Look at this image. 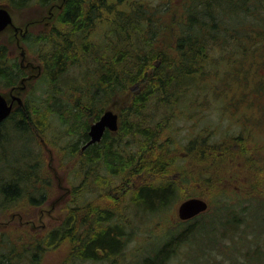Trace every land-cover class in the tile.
<instances>
[{
	"label": "trees",
	"instance_id": "obj_1",
	"mask_svg": "<svg viewBox=\"0 0 264 264\" xmlns=\"http://www.w3.org/2000/svg\"><path fill=\"white\" fill-rule=\"evenodd\" d=\"M62 1L47 29L23 38L42 63L35 85L42 90L0 122V217L18 213L29 218V210L56 193L44 143L56 151L61 165H70L77 182L70 183L67 213L57 227L27 239L0 232V264H39L58 245L67 250L60 264H121L133 213L147 212L150 223L155 213L167 210L179 193L173 174L181 169L210 191L215 181L228 184L230 174L242 169L252 185L248 195L262 197L263 164L233 149L227 137L209 146L189 140L196 173L181 165V144L170 137L175 131L170 119L217 102L228 78L236 83L253 79L249 89L234 87L238 99L226 95L219 109L231 107L232 115L236 103L249 106L264 98V0ZM0 2L17 9L51 6L55 0ZM23 76L0 46L1 89L15 86ZM250 93L254 97L245 98ZM116 99L125 104L117 131L106 130L99 142L82 149L92 121ZM223 208L196 221L202 212L175 232L169 220L163 222L160 230L168 233L156 228L145 247L149 252L134 263L167 264L182 244L208 237L216 241L217 232L226 235Z\"/></svg>",
	"mask_w": 264,
	"mask_h": 264
},
{
	"label": "rangeland",
	"instance_id": "obj_2",
	"mask_svg": "<svg viewBox=\"0 0 264 264\" xmlns=\"http://www.w3.org/2000/svg\"><path fill=\"white\" fill-rule=\"evenodd\" d=\"M178 2L180 0H177ZM62 0H55L53 3V8L51 6H37L31 5L24 8H14L6 3L0 2V6L6 7L11 14L13 24L23 31L27 28L28 33H37L44 31L54 20L58 8L56 5H61ZM51 8V9H50ZM51 10V14H49ZM25 43L21 39L20 34L16 35L15 31L11 26L4 28L0 31V46L6 48L7 55L10 58H13L17 61L24 72V78H26L23 83L25 84L24 88H21V80L17 84L8 89H1V94L7 99L8 102L11 101V96H19L22 101L26 98H31L33 93L40 94L42 86L39 88L36 87V82L38 76L41 72L42 63L39 60L36 54L30 53L29 50L25 47ZM21 47L25 50V56L20 55ZM260 56H256L255 66L258 64ZM253 79V78H252ZM251 78H238L237 83L232 78L226 80L227 87L222 92V97L219 100L214 99L211 105L209 101L205 105L203 111H194L191 114H186L181 117L170 119L171 126H174L175 131L170 134V137L176 141H179L181 145L178 146L179 153L183 156L181 159V165L189 166L192 172L196 173L197 166L195 164V159L192 160L193 156H189L190 150L188 148V141L192 140L194 142L204 141V144L207 146L216 144L221 145L229 138L234 136L237 138V126L236 122L232 120L231 107L229 111L222 110L218 108V103L226 102V95H231L233 100L238 99V92L235 91L234 87L248 88L252 84ZM249 89V88H248ZM237 90V89H236ZM224 95V96H223ZM254 97L252 93L248 94L247 99ZM230 99V100H231ZM254 102V103H253ZM257 105H256V104ZM18 104L14 102V107ZM125 105L117 99L115 102L111 103L106 109H112L119 116L121 107ZM248 104L245 102H238L235 104L237 110L235 114L238 115L242 111L240 110L242 106L254 107L256 105L257 110L254 114L261 119L259 126L255 123L254 120L244 122L246 125H250L254 129V137L251 139L250 143H264V98L261 96L258 99H253L252 102ZM210 106V107H209ZM208 108V109H207ZM255 115V116H256ZM255 119V118H254ZM94 122V121H92ZM114 133V132H112ZM227 137V138H226ZM235 140V138H233ZM43 141V140H42ZM228 142V141H226ZM44 143V142H43ZM44 147L47 151V161L52 171V174L56 181V193H53L51 198H49L46 203L37 207L35 210L28 212L30 213L29 218H24L18 213L10 214L6 218L0 217V232L9 233L11 235L15 234L22 235L23 239L29 238V236H43L47 231L57 227L61 224L67 213V205L70 199L69 192L71 189L70 183H75L77 180L73 179L72 173L70 172V165H61L57 161L56 151L44 143ZM194 147V146H192ZM192 163L194 165L195 171L192 169ZM209 164H205L204 167H207ZM183 169L173 174L174 179L177 180V185L179 189L178 195L175 199L168 205L167 210L159 211L155 213L154 219L149 223L151 215H146V213H133V220L131 229L127 236L126 252L122 259L121 264H135V259L139 258L142 255H146L149 251L145 249L147 242L150 241V236L153 232L156 233V228L158 231L167 234V230H160V224L163 225V222H168V227L171 228L173 232L179 231L188 224H192L193 219L180 220L177 216L178 205L185 199L189 197H202L208 202V209L202 213L203 216H198L196 221H205L208 217H213L216 214V210L220 207H224V215L227 217V212L230 209H234L238 206H252L254 209L264 211V186L260 188L262 191V197L255 196L254 194L248 195L250 187L248 188L247 194L245 195H236L228 192H225V188L231 184H235L234 181L230 180V184H227L226 181H215V188L211 192L208 189H205L203 182H198V177L195 179L189 178L188 175L183 174ZM197 175V174H196ZM199 176V175H197ZM209 176V175H208ZM210 179H214V176H210ZM249 183V182H248ZM257 187V184H255ZM227 191V190H226ZM259 209V207H262ZM253 210V209H252ZM209 215V216H208ZM213 215V216H212ZM147 216V217H146ZM169 217V219L167 218ZM246 216L248 218H246ZM251 216L245 214L243 217V223L241 226H235V231L239 232L243 238H238L234 235V243L231 239L230 244V235H220L217 232V239L214 241L210 239H202L195 243L193 246L191 242L182 244L177 247V252L174 256L167 262V264H264V257L260 260L257 258H251L248 255H254L257 253H264V229L262 234L255 236L253 229H248L247 232H244L245 226H247L250 221ZM223 220V217L222 219ZM258 223V221H257ZM205 226V225H204ZM244 226V227H243ZM263 226H264V213H263ZM207 227V225H206ZM206 227H203L205 229ZM215 228L219 229L218 223H215ZM153 229L155 231H153ZM250 230V231H249ZM207 232V230L205 229ZM204 231V232H205ZM202 236V233H200ZM153 244V241L149 242ZM234 244V245H233ZM193 247V248H192ZM231 247V248H230ZM67 251L64 246L58 245L52 251H46L44 257L39 262V264H60L62 260L66 259L65 255ZM147 252V253H146ZM201 252L202 256H198ZM206 253V254H205ZM212 259V261H207L206 258ZM199 257V258H196ZM196 258V259H195ZM66 261V260H65ZM63 261V262H65ZM68 264H104L100 261H75L73 263L69 262Z\"/></svg>",
	"mask_w": 264,
	"mask_h": 264
},
{
	"label": "flooded vegetation",
	"instance_id": "obj_3",
	"mask_svg": "<svg viewBox=\"0 0 264 264\" xmlns=\"http://www.w3.org/2000/svg\"><path fill=\"white\" fill-rule=\"evenodd\" d=\"M52 5L51 8H53ZM57 8H60V5H56ZM50 8V9H51ZM51 10H49V14H51ZM19 28V27H18ZM26 29V30H25ZM23 31H21V29L19 28L17 31H15L16 35L19 33L21 36V39L23 40L24 36L27 34V28H25ZM20 55L22 57L25 56V50L23 47H21V52ZM22 69V68H21ZM26 78H24V76L21 79V88L25 87V84L23 83V81ZM13 96V95H12ZM11 96V97H12ZM16 102V101H14ZM256 104V103H255ZM257 105V104H256ZM256 105L254 107H250L249 109H247L244 112H241L238 115H233L232 114V120L236 122V126H237V138L234 136H230L228 139L230 140V144L232 146L233 149L237 150V151H242L244 152L243 154L246 155V158L248 157L249 159L253 160L256 159L258 162H260L261 164H263L264 166V143L260 144H254V143H250L251 139L255 136L254 135V129L255 127H251L250 125H246L247 121H251L254 120L256 124V126L260 124L261 119H259L257 117L256 114H254V112L258 111ZM264 107V105H263ZM235 113V112H233ZM256 115V116H255ZM255 118V119H254ZM246 122V123H244ZM233 138H235V140H233ZM241 138V144H239V141L237 142V140ZM245 143V147L246 149H244L242 147V144ZM245 159V158H243ZM242 169H239L238 172H236L235 174H230L229 179H232V181L236 182L237 180H239L238 184H233V183H228L230 184L229 186L226 187V192L228 193H233V194H239V195H245L247 194L248 188L250 187V183H248L247 179L244 177V175L241 173ZM233 175H235L233 177ZM263 208L259 207V209ZM253 209V210H252ZM249 214L251 216L250 221L248 222L247 226H245L244 228V232H247L248 229H253V233L255 236H258L260 234H262L264 226H263V209L262 210H258V209H254L252 206H238L234 209H230L227 212V217H226V224H225V234L230 235V244L231 239H234V235L237 236L238 238H243L242 235L239 234V232L235 231V226L239 225L241 226L243 223V217L245 214ZM246 218H248L246 216ZM258 221V223H257ZM244 227V226H243ZM250 229V230H251ZM249 230V231H250ZM234 243V240H233ZM234 245V244H233ZM231 248V247H230ZM256 256L254 257V255H248L251 258H257V259H262L264 257V253H257L255 254Z\"/></svg>",
	"mask_w": 264,
	"mask_h": 264
},
{
	"label": "water",
	"instance_id": "obj_4",
	"mask_svg": "<svg viewBox=\"0 0 264 264\" xmlns=\"http://www.w3.org/2000/svg\"><path fill=\"white\" fill-rule=\"evenodd\" d=\"M11 26L15 31L19 28L13 24L10 12L6 7L0 6V31ZM21 29V28H20ZM22 30V29H21ZM26 30V29H25ZM14 101L18 105L22 104L19 96L13 95L11 101L0 92V122L3 121L12 111ZM118 129V114L112 109H105L97 120L92 122L88 130V141L82 146V149L88 145L99 142L106 130L115 132ZM208 209V202L202 197H189L183 200L177 208V216L180 220H188Z\"/></svg>",
	"mask_w": 264,
	"mask_h": 264
}]
</instances>
